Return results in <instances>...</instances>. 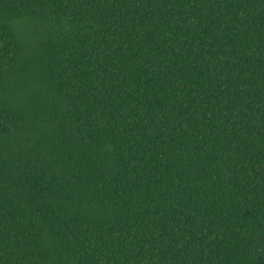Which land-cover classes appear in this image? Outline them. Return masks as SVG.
<instances>
[{
    "label": "trees",
    "instance_id": "trees-1",
    "mask_svg": "<svg viewBox=\"0 0 264 264\" xmlns=\"http://www.w3.org/2000/svg\"><path fill=\"white\" fill-rule=\"evenodd\" d=\"M0 264H264V0H0Z\"/></svg>",
    "mask_w": 264,
    "mask_h": 264
}]
</instances>
